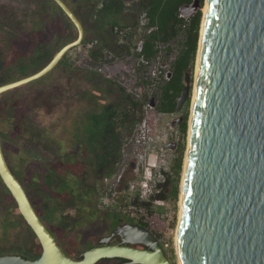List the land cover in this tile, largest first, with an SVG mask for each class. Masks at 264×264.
Segmentation results:
<instances>
[{
	"label": "water",
	"instance_id": "95a60500",
	"mask_svg": "<svg viewBox=\"0 0 264 264\" xmlns=\"http://www.w3.org/2000/svg\"><path fill=\"white\" fill-rule=\"evenodd\" d=\"M51 1L76 37L40 70L0 85V96L45 77L81 45L79 19L62 0ZM199 8L194 0L179 11L188 19ZM200 37L176 254L180 264H264V0H207ZM190 85L187 71L176 111L187 102ZM154 105L151 99L149 106ZM0 180L41 248L37 259L2 254L0 264H97L104 259L171 264L153 232L132 223L116 227L80 259L67 256L11 171L1 140ZM115 237L118 244L112 243Z\"/></svg>",
	"mask_w": 264,
	"mask_h": 264
},
{
	"label": "trees",
	"instance_id": "16d2710c",
	"mask_svg": "<svg viewBox=\"0 0 264 264\" xmlns=\"http://www.w3.org/2000/svg\"><path fill=\"white\" fill-rule=\"evenodd\" d=\"M48 1L55 5L51 0ZM193 1L131 0V3L127 6L124 0H70L73 8H69L84 28V38L81 46L85 47L86 44L92 43V47L87 52V59L89 63L94 65L109 62L108 57L111 59L130 54L131 51L128 46L118 44L117 37L114 34V28L118 27L123 29L125 27H134L142 12H145L148 18V27L155 29L145 36L141 53H133L139 67H143L144 64H149L151 60L155 59L160 52V46H165L166 55H169L171 53L169 44L180 33H184V41L182 42L181 48L169 63L167 75H170V78L163 80V83L158 87L159 105L157 106V111L174 112L177 106L176 100L181 95L184 87L185 73L189 70L192 73L198 49L202 20L201 9L204 0H199L200 8L188 19L181 17L179 11L181 6L191 4ZM59 12L61 13L60 10ZM3 17L7 21L6 26L10 25L11 27V24L16 22L14 11L5 10ZM3 26H5L4 21ZM62 33L60 31L58 35H62ZM75 37L76 31L75 35L71 36L68 42L72 41ZM130 38L132 37L129 36L128 39ZM36 45L38 47L31 51L32 55L27 61V68L25 69L24 65L19 66L23 77L27 76L26 71L29 68L28 65L34 71H38L57 52L56 50H51L49 47L41 46L44 44H40L39 42ZM139 58H141L140 61H144L145 63L140 62ZM59 66L68 72H81L85 70V82L90 86L92 94L104 92L112 98V101L104 106L99 114L90 115L87 118L88 123L93 124V128L86 131L91 135L94 143H91L89 150L85 152L84 159H86L88 164L94 166V169L89 171L85 169L80 174L78 171L79 168L74 166V162L71 160L77 159L75 152H73V157L69 155L63 157V160L60 162L61 166L58 167L59 165L57 166L51 160V157L40 154L32 146L17 149L14 142L11 141L12 138L10 135H6L0 130L2 149L11 166L12 172L23 185L35 212L51 233L69 231L77 223L82 224L88 218H92L95 222L98 212L96 207L103 196L101 193V183L103 180L110 179L119 174L118 166L122 162L124 146L133 134L135 126L143 119V107L146 101V99L143 101L135 99L133 95L128 93L118 83L105 79L97 71L87 70L70 64L67 56L63 58ZM142 82L144 84L148 83L145 80ZM4 83H8V81L6 79H0V85ZM189 101L190 97L186 105H188ZM149 102L147 103L148 105ZM187 119L188 115L186 111L180 127L182 137L186 136L187 133ZM46 132L56 135L53 128H50ZM7 142L10 145L8 147L9 149L6 148ZM28 142L30 144V139ZM183 149L184 146H182L178 157L172 165L174 178H171L170 173H164V182L157 185V199L164 201L168 199L164 188L170 184H172L171 195L174 201L178 199V183L183 165ZM8 152H12L13 157L17 153L22 152L24 159L16 162H14V159L10 161L9 155L7 156ZM14 163H18L21 168L13 167ZM132 179L131 162L129 169L122 172L118 183L115 185V191L125 190L127 188V182ZM5 191L10 201L15 204L8 191L6 189ZM108 194L109 196L111 195V193ZM115 199L119 201L123 200L126 207H129V205L144 206L149 210V204L138 203L136 199L130 203H126L124 195L117 196ZM111 216L125 219L128 223L132 222L148 228L141 221H131L128 218L122 217L120 214L107 213V220H110L107 224V231L113 229L120 222L114 220L113 218L115 217L112 218ZM23 223L25 222L23 221ZM27 228L31 237L36 239L30 228L28 226ZM156 237L158 236L156 235ZM58 245L62 247L61 244ZM7 253L20 254L29 259H37L41 254V248L38 244V250L35 248L31 249L26 243L13 252ZM0 254L3 253L1 252ZM109 261H117L119 264L126 262L123 259H104L100 262L105 263Z\"/></svg>",
	"mask_w": 264,
	"mask_h": 264
},
{
	"label": "rangeland",
	"instance_id": "374dc122",
	"mask_svg": "<svg viewBox=\"0 0 264 264\" xmlns=\"http://www.w3.org/2000/svg\"><path fill=\"white\" fill-rule=\"evenodd\" d=\"M124 1L127 6L131 3V0ZM63 2L68 8H73L70 0H63ZM203 8L204 4L201 9L202 15ZM5 10L14 11L16 22L12 23L11 27L10 25L6 26L7 21L3 17ZM3 21L5 22V26H3ZM60 31L63 32L62 35H58ZM74 35L75 30L72 25L59 12V9L48 0H0V79L12 82L23 78L19 66L24 65V68H27V61L30 59L32 55L31 50L36 43L46 44L50 49L57 51L68 43L69 38ZM128 40L127 43L130 45L135 42V39L132 38ZM183 41L184 33H180L169 44L171 48L169 55H166V47L160 46V52L156 58L151 60L149 64H144L143 67H139L137 59L133 56V52H130L126 56L111 59L108 57L109 62L100 65L88 62L87 49L81 45L65 55L70 64L87 70L97 71L105 79L118 83L128 93L133 95L135 99L141 101L146 99L143 107V119L135 126L130 138L136 135L139 125L143 121H146L150 128L152 148L154 149L151 159H163L166 162L165 167L160 172L162 177L157 178L159 181H156V185L164 182V173H170L171 178H174L172 165L178 157L182 146H184L183 165L178 183V199L174 201L171 195L172 184L168 185L164 188L165 194L168 197L165 200V206L162 208H151L145 222L148 228L158 236L157 238L171 264H178L174 238L178 224L180 188L187 149L188 126L197 57L195 58L192 73L190 70L188 71L191 80L190 101L188 105L186 103L183 105L184 113L187 111L188 115L186 136L182 137L178 128L172 125L173 116L162 115L157 109L150 108L147 103L151 99H154L155 103L158 102V87L163 83L158 73H168L169 63L178 53ZM28 66L27 75L36 72L30 65ZM64 76L65 74H62L59 68L54 69L45 77L0 96V130L6 135H10L11 141L14 142L17 149L32 146L40 154L48 155L51 159H55L57 156L56 146L59 155L64 151V147L60 146L61 143L65 144L64 138H59L58 135L46 132L50 128H53L54 132L56 130L58 132L61 128V124L59 123L63 113L55 112V103L60 98L66 97L61 89L66 85V80H63ZM78 76H81L80 72ZM144 80L148 83L144 84L142 82ZM55 83L59 85L57 90L54 85ZM90 93H92L91 88L85 82V97ZM59 114H61L60 118ZM58 118L59 120H57ZM29 139L31 141L30 144L28 142ZM168 141L174 142L177 145L176 150L164 149ZM8 147H10L9 142L6 143V148L9 149ZM7 156L10 161L14 159V162L24 159L22 152L17 153L14 157L12 152H8ZM134 157V147L131 143H127L124 146L122 162L118 166L119 174L110 179L103 180L101 183V193L103 196L97 204L96 209L98 211L105 214L116 213L122 217H127L131 205L126 207L123 200H116L115 197L124 195L126 203H130V201L126 198L125 190L115 191V185L118 183L116 180L117 176H121L122 172L128 170L131 162L133 174ZM14 166L21 168L18 163L14 164ZM4 188L0 180V253L9 254L7 252H13L26 243L29 245V248L38 250L36 239L31 237L15 204L10 201ZM108 193H111V195L109 196ZM93 222L92 218H88L82 224L77 223L69 231L52 234L59 240L69 256L77 257L84 250L95 245L98 239L106 234L107 226L101 228ZM97 264L119 263L117 261H109Z\"/></svg>",
	"mask_w": 264,
	"mask_h": 264
},
{
	"label": "flooded vegetation",
	"instance_id": "af4514ba",
	"mask_svg": "<svg viewBox=\"0 0 264 264\" xmlns=\"http://www.w3.org/2000/svg\"><path fill=\"white\" fill-rule=\"evenodd\" d=\"M41 46L48 48V46L46 44L41 45ZM36 47H38V45H34L33 49L31 51H33ZM51 50H54V49H51ZM59 65H60V63L58 64V66L55 69L59 68L61 70V73L65 74L63 80H66V85L64 87H62L61 89H62V93H65L66 97L60 98L55 103V105H56L55 112L56 113H59V112L63 113V115L60 119V123H59V124H61V128L59 129L58 132H57V130L55 132L59 138L60 137L64 138L65 144L64 143L60 144L61 147H64V151L60 155L58 154L59 152H57L58 150H57V146H56V155L57 156L55 159H51V160H53L55 162V164L57 166L59 165L58 167H60L61 166L60 162L63 160V157L68 156V155L73 157V155H74L73 152H75L77 159H71V160H72V162H74V166L79 168L78 169L79 173L82 174L85 169H87L88 171L94 169V166H92L91 164H88L86 162V159H84L85 152H87L89 150V146L91 145V143H94L92 138H91V135L88 133V131H86L89 129L91 130V128H93V124L91 125L90 123H88L89 121L87 118L90 117V115L99 114L102 111V109L104 108V106H106L108 103H110L112 101V98L104 92L103 93L102 92L93 93V94L90 93L87 95V97H85V70H82L81 72L80 71H75V72L69 71L68 72L66 69L62 68ZM79 72H80L81 76H78ZM54 85H55V88L57 90L59 87L58 83H55ZM154 102H155V100H154ZM158 105H159V101L155 103L153 109H157ZM159 113L162 115L173 116L172 125L174 127H177L178 131L180 133V127H181V124L183 123L184 114H185L184 113V106L179 111H176V109H175L174 112H159ZM60 115L61 114H59V118H60ZM59 118L57 120H59ZM84 126H85V130H84ZM62 129H63V131H62ZM56 139H58V138H56ZM62 142H63V140H62ZM176 146L177 145L174 142L168 141L166 143V146L164 149L165 150H172V149L176 150V148H177ZM60 158H62V159H60ZM7 163H8V161H7ZM14 164L16 165V163H14ZM8 165L11 169V166L9 163H8ZM13 167H14V165H13ZM11 171H12V169H11ZM96 216H95L96 218H95V222H94L95 225H98L101 228H103V226H107L108 222L110 221V220H107V214H105L101 211H98ZM113 217H115V216H113ZM126 218H128V217H126ZM113 219L116 221H120V222L113 229L106 231L105 232L106 234L102 235V237L110 235L115 230L116 227L128 223L125 219H121V218H117V217H115ZM131 221H133V220H131ZM132 224H135V223H132ZM102 237H100L98 239V242L95 245H93L89 248L99 246L100 245L99 240ZM55 240H56L57 244H60V242H59V240H57V238H55ZM112 243L118 244L119 238L115 237L113 239ZM137 247L140 249H144L143 246H137ZM60 248L62 250H64L63 246ZM89 248H87V249H89ZM86 250H84L83 252H85ZM64 252L67 256H69L66 251H64ZM83 252L80 253L77 257H71V256H69V257L73 258V259L81 258ZM124 264H126V262Z\"/></svg>",
	"mask_w": 264,
	"mask_h": 264
},
{
	"label": "built area",
	"instance_id": "2783aa9c",
	"mask_svg": "<svg viewBox=\"0 0 264 264\" xmlns=\"http://www.w3.org/2000/svg\"><path fill=\"white\" fill-rule=\"evenodd\" d=\"M105 1V0H103ZM155 28L148 27V18L145 12L139 16L138 22L134 27H126L120 29L114 28V34L117 37L118 43L121 45H129L127 43L129 36L133 35L135 42L130 45V51L140 54L146 35L150 34ZM87 51L92 47V44H87ZM141 58H139L140 61ZM145 63L144 61H140ZM160 72L158 73V75ZM156 75V76H158ZM161 79V77H159ZM158 78V79H159ZM164 79H167L166 75ZM127 143H131L134 147V179L129 181L125 191L126 198L131 201V198L136 197L139 202L149 203L152 208H162L165 206V201L157 199L156 189L157 178H161V170L165 167L166 162L163 159H151V154L154 149L152 148V140L150 135V128L146 121H143L139 127L138 132ZM125 144V145H126ZM120 176H117V181ZM147 210L145 207L131 206L129 207L128 216L130 219L138 221H147Z\"/></svg>",
	"mask_w": 264,
	"mask_h": 264
},
{
	"label": "bare ground",
	"instance_id": "6f19581e",
	"mask_svg": "<svg viewBox=\"0 0 264 264\" xmlns=\"http://www.w3.org/2000/svg\"><path fill=\"white\" fill-rule=\"evenodd\" d=\"M206 4H207V0H206V2L204 3V8H203V15H204V11H205V7H206ZM182 17V16H181ZM126 28V27H125ZM201 34H202V30H201ZM131 37H132V39H133V35H131ZM199 37H200V35H199ZM89 44H92V43H89ZM119 44V43H118ZM200 44H201V37H200V39H199V44H198V54H197V58H196V70H195V76H194V86H193V96H192V105H191V114H190V117H189V126H188V137H187V149H186V154H185V162H184V168H183V176H182V180H181V190H180V200H179V206H180V208H179V215H178V221H179V218H180V213H181V199H182V187H183V179H184V174H185V170H186V164H187V157H188V151H189V137H190V130H191V120H192V112H193V103H194V95H195V87H196V79H197V70H198V66H199V56H200ZM87 45V44H86ZM85 45V46H86ZM121 45V44H120ZM126 46H128L129 48H130V44L129 45H126ZM88 52V51H87ZM166 75V77H167V79H164V76ZM159 76L161 77V80L163 81V80H168L169 78H168V75L166 74V73H164V74H162L161 72H160V74H159ZM190 82H191V80H190ZM149 106V105H148ZM150 107V106H149ZM150 108H152V107H150ZM121 177V176H120ZM120 179V178H119ZM119 181V180H118ZM127 184H128V182H127ZM127 189V188H126ZM126 189H125V191H126ZM156 189L158 190V188H157V185H156ZM137 200L138 201V199L136 198V197H133V198H131V201L132 200ZM161 200V199H160ZM130 201V202H131ZM164 201V200H163ZM138 203H145V202H139L138 201ZM146 204H149V203H146ZM137 207H144V206H137ZM146 208V210H147V214L149 213V210H151V206H150V204H149V210L147 209V207H145ZM129 213V212H128ZM127 217L129 218V216L127 215ZM130 219V218H129ZM131 220H135V219H131ZM136 221H138V220H136ZM142 222V221H141ZM142 223H144V222H142ZM178 225V224H177ZM150 230V229H149ZM176 230H177V228H176ZM154 234V233H153ZM175 234H176V232H175ZM175 239V238H174ZM175 248H176V246H175ZM176 253H177V250H176ZM177 257H178V255H177ZM178 264H180V260H179V258H178Z\"/></svg>",
	"mask_w": 264,
	"mask_h": 264
}]
</instances>
